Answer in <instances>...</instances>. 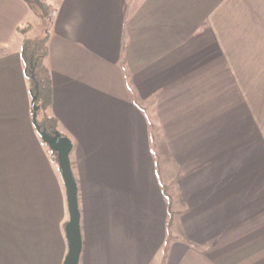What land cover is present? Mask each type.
Masks as SVG:
<instances>
[{"label": "crops", "instance_id": "0c3cea01", "mask_svg": "<svg viewBox=\"0 0 264 264\" xmlns=\"http://www.w3.org/2000/svg\"><path fill=\"white\" fill-rule=\"evenodd\" d=\"M53 1L48 113L72 142L78 264H264V0ZM32 8L0 0V163L24 149L43 167L0 172V264L67 252L19 53Z\"/></svg>", "mask_w": 264, "mask_h": 264}, {"label": "trees", "instance_id": "16d2710c", "mask_svg": "<svg viewBox=\"0 0 264 264\" xmlns=\"http://www.w3.org/2000/svg\"><path fill=\"white\" fill-rule=\"evenodd\" d=\"M28 4H34L40 10L41 16L46 19L45 34L38 38H28L23 36L27 26L22 25L16 28L21 35L20 58L25 80L30 96H35L37 106L35 120L40 129H45L48 134H53L58 130L57 119L48 113V108L52 102V80L50 72L45 64L48 55V40L50 28L54 22V8H51L45 0H24ZM32 120V116H31ZM50 153V160L57 164V154L42 142Z\"/></svg>", "mask_w": 264, "mask_h": 264}, {"label": "water", "instance_id": "95a60500", "mask_svg": "<svg viewBox=\"0 0 264 264\" xmlns=\"http://www.w3.org/2000/svg\"><path fill=\"white\" fill-rule=\"evenodd\" d=\"M30 99V105L32 108V125L41 141L46 143L49 149L57 154L61 177L65 188L69 218L64 225L67 252L62 264H78L82 249V236L80 231V210L77 197L78 188L73 176L69 158L72 150V142L68 137L61 135L58 130L54 131L53 134H48L45 129H40L35 120L37 110V106L35 105L36 97L30 96Z\"/></svg>", "mask_w": 264, "mask_h": 264}, {"label": "rangeland", "instance_id": "374dc122", "mask_svg": "<svg viewBox=\"0 0 264 264\" xmlns=\"http://www.w3.org/2000/svg\"><path fill=\"white\" fill-rule=\"evenodd\" d=\"M46 3L51 8H53L52 7V4L54 5L53 0H49ZM25 25L27 26L26 31L23 34V36H25V37L38 38V37H42L45 34L46 19L41 16L40 10L38 9V7L35 4H34L33 8L31 9L30 16H29L28 20L26 21ZM259 89H260L261 95L264 96V83H261V85H259ZM28 95H29V93H28ZM29 98H30V95H29ZM261 99L262 100L260 102V104H261L260 109H261V113H262V117H263V121H264V98H261ZM31 116H32V113H31ZM61 135H63V134L61 133ZM63 136H65V135H63ZM153 136H154V141H155L154 145H156L154 149L156 150V152H158V154H157L158 156H162L164 148L162 147V145L157 140L158 139L157 138L158 137L157 132L156 133L154 132ZM38 140L40 141V143L42 145V141H41L39 136H38ZM41 147L44 149V151H43L44 155L49 157L50 153H49L48 149L46 148V146L42 145ZM18 152H19V154H17V151H16L14 156L11 155V156H6V158H4L5 159L4 162L0 163V172H28V171H32V170L33 171L43 170L41 163H39V162L37 163V161L31 157V156H33L32 154L28 155V152L24 149H21ZM158 162H159L158 166H160L159 165L160 161L158 160ZM51 165H52L54 171L56 172V174L58 175V177L60 179L62 189L65 190L64 183H63V180L61 177L60 167L58 164V158H57V164L52 162ZM71 169H72V167H71ZM0 183H5V182L0 181ZM64 193H65V191H64ZM166 193H168V191ZM68 218H67V221H68Z\"/></svg>", "mask_w": 264, "mask_h": 264}]
</instances>
